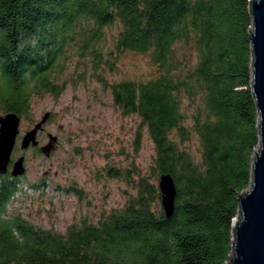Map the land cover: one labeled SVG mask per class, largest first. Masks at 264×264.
<instances>
[{"label": "trees", "instance_id": "16d2710c", "mask_svg": "<svg viewBox=\"0 0 264 264\" xmlns=\"http://www.w3.org/2000/svg\"><path fill=\"white\" fill-rule=\"evenodd\" d=\"M252 26L250 0H0V116L28 120L34 98H59L74 56L90 57L104 72L133 52L156 70L141 81L100 77L121 115L140 120L136 151L145 130L155 149L138 179L129 168L107 170L134 191L125 204L65 233L44 229L10 212L25 178L11 175L12 156L0 174V264H226L260 144ZM114 27V49L104 53ZM165 174L177 189L171 217L158 185Z\"/></svg>", "mask_w": 264, "mask_h": 264}, {"label": "rangeland", "instance_id": "374dc122", "mask_svg": "<svg viewBox=\"0 0 264 264\" xmlns=\"http://www.w3.org/2000/svg\"><path fill=\"white\" fill-rule=\"evenodd\" d=\"M116 33V27L106 31L101 48L104 53L114 49L112 38ZM66 67L60 80L67 83L64 93L59 98L49 94L34 98L32 116L21 121L13 158L25 157L24 189L10 207V212L59 233L83 219L97 221L102 212L125 204L126 192L134 191L125 181L108 177L110 167L129 168L134 175L147 174L155 156L147 130L136 151L140 120L137 116L121 115L114 107L111 91L100 79L103 76L107 82L148 80L156 75L149 57L127 52L118 56L115 69L106 67V71L96 72L90 57L74 56L67 60ZM47 112L53 118L38 131L39 146L22 150L23 136ZM49 134L58 138L56 147L49 156L37 153V148L49 142ZM188 146L197 156V140L193 139ZM38 182L43 183L42 190L31 187ZM72 187L83 192L67 191Z\"/></svg>", "mask_w": 264, "mask_h": 264}, {"label": "water", "instance_id": "95a60500", "mask_svg": "<svg viewBox=\"0 0 264 264\" xmlns=\"http://www.w3.org/2000/svg\"><path fill=\"white\" fill-rule=\"evenodd\" d=\"M252 30V83L251 88L259 114L260 144L253 158L252 181L250 188L238 198L239 214L233 220V243L230 259L226 264H264V0H250ZM47 112L35 127L22 138L21 149L39 146L37 133L50 118ZM21 118L14 112L0 116V174H7L12 154L20 133ZM49 142L40 151L49 156L56 147L58 138L49 134ZM26 172L25 157L13 162L11 175L22 176ZM162 205L168 217L175 210L177 189L174 179L162 175L159 179Z\"/></svg>", "mask_w": 264, "mask_h": 264}, {"label": "clouds", "instance_id": "9594fccd", "mask_svg": "<svg viewBox=\"0 0 264 264\" xmlns=\"http://www.w3.org/2000/svg\"><path fill=\"white\" fill-rule=\"evenodd\" d=\"M40 149V148H39ZM13 156V155H12ZM15 160H13V162H14ZM23 176V175H22Z\"/></svg>", "mask_w": 264, "mask_h": 264}]
</instances>
